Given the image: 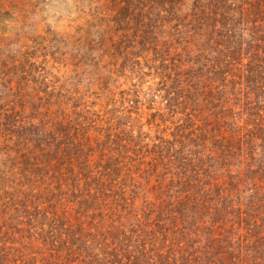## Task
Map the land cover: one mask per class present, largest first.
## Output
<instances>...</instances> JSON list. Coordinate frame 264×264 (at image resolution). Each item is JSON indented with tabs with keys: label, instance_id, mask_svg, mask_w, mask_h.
Instances as JSON below:
<instances>
[{
	"label": "trees",
	"instance_id": "16d2710c",
	"mask_svg": "<svg viewBox=\"0 0 264 264\" xmlns=\"http://www.w3.org/2000/svg\"><path fill=\"white\" fill-rule=\"evenodd\" d=\"M109 1L117 50L192 58L211 134L102 140L43 65L2 63L0 264H264V0Z\"/></svg>",
	"mask_w": 264,
	"mask_h": 264
},
{
	"label": "rangeland",
	"instance_id": "374dc122",
	"mask_svg": "<svg viewBox=\"0 0 264 264\" xmlns=\"http://www.w3.org/2000/svg\"><path fill=\"white\" fill-rule=\"evenodd\" d=\"M116 11L109 0H0V70L2 63L7 64L6 70L26 59L43 65L47 82L65 84L63 91L69 90L68 96L73 97L67 112L73 110L71 105L76 100L80 120L87 118L89 134L100 135L102 140L108 133L124 130L144 140L142 143L165 136L176 140L174 147L178 148V141L186 142L193 128L209 138L212 126L206 117L211 112L202 108L206 107L205 97L197 94L194 101H188L186 95L194 92L188 90L184 77L177 75L190 67L196 69L190 63L192 58L183 54L180 61L177 57L172 63L175 53L172 48L165 51V47L162 58L152 51L143 57L126 56L123 48H115V29L107 25H113L110 20ZM0 76L1 104L5 89L1 84L4 75ZM33 86L23 93L32 94ZM182 99L186 100L184 105ZM190 103L196 104L194 117L188 115L193 112ZM28 106L27 102L26 113L30 112ZM2 191L0 212L6 199ZM143 193L137 196L139 206ZM153 195H148L149 202L155 201ZM14 213L11 210L5 216Z\"/></svg>",
	"mask_w": 264,
	"mask_h": 264
}]
</instances>
